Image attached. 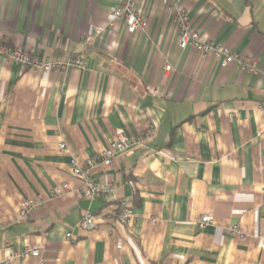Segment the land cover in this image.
<instances>
[{"label": "crops", "instance_id": "crops-1", "mask_svg": "<svg viewBox=\"0 0 264 264\" xmlns=\"http://www.w3.org/2000/svg\"><path fill=\"white\" fill-rule=\"evenodd\" d=\"M136 1L142 33L122 21L94 30L119 0H0L9 46L86 62L45 73L0 55V260L27 245L39 256L10 264H264V78L180 48L173 11ZM181 2L203 39L264 72V0ZM118 130L139 142L91 169L111 190L86 198L70 162ZM62 183L68 190L50 196ZM37 197L22 217V201ZM119 200L128 222L116 221ZM205 214L213 222L199 228Z\"/></svg>", "mask_w": 264, "mask_h": 264}, {"label": "built area", "instance_id": "built-area-1", "mask_svg": "<svg viewBox=\"0 0 264 264\" xmlns=\"http://www.w3.org/2000/svg\"><path fill=\"white\" fill-rule=\"evenodd\" d=\"M162 3L173 11L177 29L178 38L177 45L180 48H193L202 56H211L218 61L220 66H226L228 64H236L243 71L252 73L254 75H262L264 78V72L257 67V65L249 61L247 58L240 56L237 52L225 46L222 43L215 42L208 39H203L200 35V31L193 28L187 9L182 4L181 0H161ZM123 22L125 29L129 33H142L146 31L147 19L137 8L136 0H119V3L110 11L109 18L104 27L96 26L95 31H112L119 22ZM0 55L19 64L22 68L41 70L42 72H49L52 69L62 70L64 68L73 67L78 70L86 68V62L78 55L70 56L66 61L60 59L48 60L46 58H37L30 55L25 50L18 47H11L0 41ZM169 67L166 66L165 70ZM151 130L148 129L144 134V137L149 138ZM139 142V139L127 135L123 130L116 132V137L112 140L107 147L102 149L94 156L85 159V162L81 164L75 158L70 162L71 173L82 182L81 192L86 198H94L99 194L107 193L111 190V187L107 183H96L91 177V169L98 165L108 166L112 163L114 157ZM59 148H65V143H60ZM68 190V185L62 183L60 186L54 188L50 196L56 197L63 194ZM42 201L40 198H26L22 201L19 214L24 217L28 215L32 210L40 207ZM121 211L116 216V221L125 223L131 220V212L128 208V203L122 201ZM199 228H203L207 224L213 222L211 215H200L195 220ZM81 224L92 228L97 224L96 216L91 211H86L81 217ZM232 233L238 231L236 227L231 228ZM66 237L73 240L71 232L66 233ZM39 250L31 248L27 245L21 251H14L8 257L0 260V264H10L11 259L20 258L26 259L27 257H38ZM39 264H44L42 261Z\"/></svg>", "mask_w": 264, "mask_h": 264}, {"label": "trees", "instance_id": "trees-1", "mask_svg": "<svg viewBox=\"0 0 264 264\" xmlns=\"http://www.w3.org/2000/svg\"><path fill=\"white\" fill-rule=\"evenodd\" d=\"M0 41L2 42V43H4V44H6V45H8L6 42H4L2 39H0ZM121 202H122V200H119L118 202H117V211H116V216L120 213V211H121V206H120V204H121ZM128 208H130V205L128 204Z\"/></svg>", "mask_w": 264, "mask_h": 264}]
</instances>
